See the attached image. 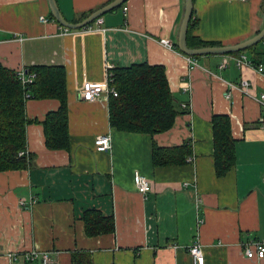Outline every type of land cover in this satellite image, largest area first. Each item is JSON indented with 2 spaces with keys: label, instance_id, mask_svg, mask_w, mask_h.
Here are the masks:
<instances>
[{
  "label": "crops",
  "instance_id": "0c3cea01",
  "mask_svg": "<svg viewBox=\"0 0 264 264\" xmlns=\"http://www.w3.org/2000/svg\"><path fill=\"white\" fill-rule=\"evenodd\" d=\"M110 1L55 0L73 23ZM192 3L193 35L216 45L245 41L264 26V0ZM183 13L184 0H125L99 16L105 30L92 21L89 29L62 32L46 0H0V63L13 70L63 66L68 130L67 150L45 148L39 121L58 101L25 100L26 152L33 161L0 171V264H42V252L47 264H70L73 251L89 252L93 264H194L188 247L195 242L202 245L203 264H264V258H246L241 246L264 242V109L254 98L264 90L262 78L231 58L220 67L231 55L260 59L264 44L192 64L177 47ZM143 62L164 66L177 104L190 101L189 111L154 136L112 129L104 90L91 101L78 97L83 79L103 85L107 69ZM215 114L229 116L236 140V162L224 176L214 170ZM101 134L110 137L105 151L94 147ZM187 140L193 163L153 165L154 141L168 147ZM135 171L150 180L144 195L135 188ZM87 209L111 215L113 233L86 237L80 216ZM29 251L38 253L31 261L24 258Z\"/></svg>",
  "mask_w": 264,
  "mask_h": 264
},
{
  "label": "trees",
  "instance_id": "16d2710c",
  "mask_svg": "<svg viewBox=\"0 0 264 264\" xmlns=\"http://www.w3.org/2000/svg\"><path fill=\"white\" fill-rule=\"evenodd\" d=\"M49 17L54 20L51 14ZM194 25L195 22L191 17L187 31L189 47L216 45L215 42L204 41L193 35ZM240 53L241 51L229 54ZM190 57L197 59L201 56ZM263 58L264 53L254 62L262 61ZM25 70L33 72L34 77L30 83L21 85L16 69L4 67L0 63V171L21 170L32 165L33 157L26 152L25 137V126L29 120L25 116L24 103L28 98L58 101L57 108L46 112L43 119L39 121L42 127L43 144L49 150L68 149L64 67L39 65L27 67ZM110 70L112 80L108 85L113 87L116 93L115 96L109 93L107 98V119L112 129L154 136L168 131L174 125L176 117L187 111L177 104L170 90L164 66L143 62L127 67H114ZM211 125L214 170L217 176H224L236 162V140L231 134V122L228 115H213ZM190 150L189 140L180 145L168 147L159 146L154 141L152 143L153 165H183ZM80 219L83 234L86 237L114 231L111 215L104 216L96 210L87 209L82 211ZM70 264L93 263L89 252L73 251L70 254Z\"/></svg>",
  "mask_w": 264,
  "mask_h": 264
},
{
  "label": "built area",
  "instance_id": "2783aa9c",
  "mask_svg": "<svg viewBox=\"0 0 264 264\" xmlns=\"http://www.w3.org/2000/svg\"><path fill=\"white\" fill-rule=\"evenodd\" d=\"M39 20L40 21H47V19L43 16H39ZM95 28L97 30H105L104 28L100 27V24L102 23V19L100 17H97L93 20ZM61 27V31L62 32H67L70 31V29H67L65 27L59 26ZM88 29L91 27V25H87L86 26ZM262 43L264 44V38L262 39ZM164 44L167 46H171V43H169L168 41H164ZM233 59L236 66L241 68L244 66H248L250 68H252L256 74H259L262 78V87L264 89V58L262 61L259 62H253L251 60H249L245 55L240 54L239 56H227L224 59V62L220 65V67H224L226 66L227 59ZM192 64H196V61L194 58L188 56L187 58ZM16 75L18 80L20 81L21 85H25L26 83H30L34 77L33 72H28L27 70L23 69V68H18L16 69ZM105 82L102 83L103 85H99L97 83H93L91 81H88L86 79H83L80 88L78 90V97L82 100L85 101H91L93 99H96L99 96V93L101 92V90H104L107 94H111L113 96L116 95L115 90L113 89V87L109 86L108 83L112 80V72L109 69L106 70V78H105ZM248 83L246 80L242 79L241 80V86L244 87V93L246 95H249L246 87H247ZM231 87H234L235 84L230 83ZM251 95V94H250ZM25 96L27 97L28 95L25 93ZM253 96V95H252ZM255 100H257V102L260 104V106L264 109V90L259 92L257 94V96H254ZM180 107L182 109H187V111H189L190 109V101H186V102H182L180 103ZM261 121L264 122V116H262ZM94 147L96 150L98 151H105L107 149H109L110 147V137L108 134H101V135H97L94 138ZM21 152H19L20 154ZM195 160V157L193 155H188L186 157V161L188 163H193ZM133 179H134V185L136 190L141 193V194H146L150 189H151V185H150V180L143 175L142 173H140L139 171H135L134 175H133ZM29 203H33L34 201L32 199L28 200ZM18 203L21 205L24 203V199H19ZM28 203V204H29ZM174 247H176V245H172ZM242 246V250L244 253V256L246 258L249 259H262L264 258V242L259 240V239H249L246 240L244 242H242L241 244ZM188 252L191 255L194 264H203L204 263V255H203V251H202V245L198 242L192 243L189 247H188ZM37 252L36 251H29L24 253V258L28 261L33 260L36 256H37ZM16 256L15 253H7V257H14ZM41 262L42 264H47L48 262V256L42 252V256H41Z\"/></svg>",
  "mask_w": 264,
  "mask_h": 264
},
{
  "label": "water",
  "instance_id": "95a60500",
  "mask_svg": "<svg viewBox=\"0 0 264 264\" xmlns=\"http://www.w3.org/2000/svg\"><path fill=\"white\" fill-rule=\"evenodd\" d=\"M124 1L125 0H111L104 7L90 13L80 21L73 23L65 20L61 16L55 0H46L49 12L53 17L54 21H56L60 26L65 27L67 29H80L86 27L95 18L102 15L105 11L114 9L116 6L120 5ZM192 13H193L192 0H184V13L179 25L177 47L181 52H183L186 55L189 56L221 55V54L243 51L246 48L258 43L260 40L264 38V26H263V28L256 35L236 44L211 45V46L191 48L187 44V31L192 17Z\"/></svg>",
  "mask_w": 264,
  "mask_h": 264
}]
</instances>
